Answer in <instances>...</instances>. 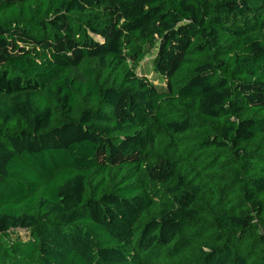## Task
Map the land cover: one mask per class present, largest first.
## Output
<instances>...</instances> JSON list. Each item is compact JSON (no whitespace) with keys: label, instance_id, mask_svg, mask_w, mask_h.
I'll return each instance as SVG.
<instances>
[{"label":"trees","instance_id":"16d2710c","mask_svg":"<svg viewBox=\"0 0 264 264\" xmlns=\"http://www.w3.org/2000/svg\"><path fill=\"white\" fill-rule=\"evenodd\" d=\"M0 264H264V0H0Z\"/></svg>","mask_w":264,"mask_h":264},{"label":"rangeland","instance_id":"374dc122","mask_svg":"<svg viewBox=\"0 0 264 264\" xmlns=\"http://www.w3.org/2000/svg\"><path fill=\"white\" fill-rule=\"evenodd\" d=\"M199 2H202L203 0H198Z\"/></svg>","mask_w":264,"mask_h":264}]
</instances>
